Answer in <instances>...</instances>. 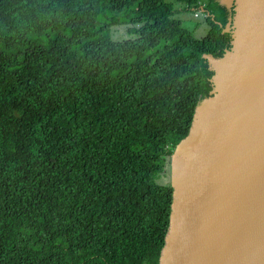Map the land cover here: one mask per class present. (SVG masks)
Here are the masks:
<instances>
[{"label": "trees", "instance_id": "trees-1", "mask_svg": "<svg viewBox=\"0 0 264 264\" xmlns=\"http://www.w3.org/2000/svg\"><path fill=\"white\" fill-rule=\"evenodd\" d=\"M173 1L204 2L209 32L168 0H0V264H159L172 189L158 180L233 15ZM116 26L136 37L114 41Z\"/></svg>", "mask_w": 264, "mask_h": 264}, {"label": "water", "instance_id": "water-1", "mask_svg": "<svg viewBox=\"0 0 264 264\" xmlns=\"http://www.w3.org/2000/svg\"><path fill=\"white\" fill-rule=\"evenodd\" d=\"M220 2L231 46L203 56L213 88L170 154L159 264H264V0Z\"/></svg>", "mask_w": 264, "mask_h": 264}, {"label": "rangeland", "instance_id": "rangeland-1", "mask_svg": "<svg viewBox=\"0 0 264 264\" xmlns=\"http://www.w3.org/2000/svg\"><path fill=\"white\" fill-rule=\"evenodd\" d=\"M173 4L174 10L176 11L175 18L179 19L183 23V27L191 31L195 37L202 38L209 32V26L206 23V15L202 12L201 8L205 9V3H201L199 8H188L182 3L168 0ZM129 26H116L111 30V37L114 41H122L126 39L135 38L136 35L130 34ZM167 172L162 176L158 182L161 184L170 183V158H167Z\"/></svg>", "mask_w": 264, "mask_h": 264}, {"label": "built area", "instance_id": "built-area-1", "mask_svg": "<svg viewBox=\"0 0 264 264\" xmlns=\"http://www.w3.org/2000/svg\"><path fill=\"white\" fill-rule=\"evenodd\" d=\"M207 16V14H205Z\"/></svg>", "mask_w": 264, "mask_h": 264}, {"label": "flooded vegetation", "instance_id": "flooded-vegetation-1", "mask_svg": "<svg viewBox=\"0 0 264 264\" xmlns=\"http://www.w3.org/2000/svg\"><path fill=\"white\" fill-rule=\"evenodd\" d=\"M226 2V1H225Z\"/></svg>", "mask_w": 264, "mask_h": 264}]
</instances>
